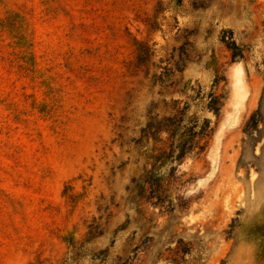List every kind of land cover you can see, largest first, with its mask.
Returning a JSON list of instances; mask_svg holds the SVG:
<instances>
[{
    "label": "rangeland",
    "instance_id": "1",
    "mask_svg": "<svg viewBox=\"0 0 264 264\" xmlns=\"http://www.w3.org/2000/svg\"><path fill=\"white\" fill-rule=\"evenodd\" d=\"M0 264H264V0H0Z\"/></svg>",
    "mask_w": 264,
    "mask_h": 264
},
{
    "label": "trees",
    "instance_id": "2",
    "mask_svg": "<svg viewBox=\"0 0 264 264\" xmlns=\"http://www.w3.org/2000/svg\"><path fill=\"white\" fill-rule=\"evenodd\" d=\"M233 44V43H232ZM230 48H234L232 47V45H229ZM224 103V96L223 94H218V95H210V100L208 102V108L213 110L215 113H218L219 110L221 109V106Z\"/></svg>",
    "mask_w": 264,
    "mask_h": 264
}]
</instances>
